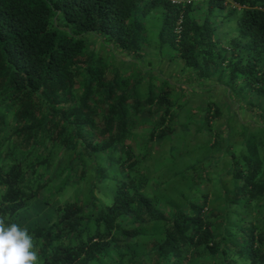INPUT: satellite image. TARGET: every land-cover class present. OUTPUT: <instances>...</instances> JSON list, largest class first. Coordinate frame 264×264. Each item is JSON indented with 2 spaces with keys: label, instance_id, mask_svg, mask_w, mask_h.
<instances>
[{
  "label": "trees",
  "instance_id": "obj_1",
  "mask_svg": "<svg viewBox=\"0 0 264 264\" xmlns=\"http://www.w3.org/2000/svg\"><path fill=\"white\" fill-rule=\"evenodd\" d=\"M197 1L0 0V216L89 183L27 226L40 264H264V0Z\"/></svg>",
  "mask_w": 264,
  "mask_h": 264
},
{
  "label": "rangeland",
  "instance_id": "obj_2",
  "mask_svg": "<svg viewBox=\"0 0 264 264\" xmlns=\"http://www.w3.org/2000/svg\"><path fill=\"white\" fill-rule=\"evenodd\" d=\"M194 1L202 2L204 4V1H197V0H194ZM203 9H204V6H203ZM227 11H229V9L223 11L218 18L215 17L216 21L218 22V25H217L218 35L216 36V38L220 42L221 46L225 47L226 49L232 46L230 44V41L232 40V38L236 37L239 33V28L237 26V22L235 21V19H233L231 22H228L229 18H227V15L229 14L227 13ZM236 15L237 14H232L231 17L233 18ZM230 53L231 51H228L226 54L229 55ZM213 88L214 87H210V89H213ZM210 99L215 102H218L222 108L225 107L223 94L218 90L214 91L211 94L210 92H206V91L199 92V93H191L189 103L191 106L198 107V106L206 104ZM234 99H237V98L234 97ZM241 104L243 106L244 103L242 102ZM241 117H244L243 108L241 109ZM246 117L244 119H246L247 122L257 121L254 119V117H251V115L246 116ZM222 121H224V119H222L219 122L220 124L219 127H222V129L224 130ZM258 125L264 129V124L258 122ZM193 128L194 127H192V131L194 130ZM240 130L241 129L239 128L238 131ZM232 141L238 142L240 141V138H235V136H233ZM156 147L157 145L155 144V148ZM155 148L152 151L151 160L147 162L148 168L151 170V176L154 178L152 180V184L153 183L156 184L159 180L165 179L171 174V171L169 170L166 171L165 173L163 172L165 170V167H164L165 164H168V163L167 162L161 163V159L157 157L158 155H160L161 153L169 149L168 145L163 144V145H159L157 149ZM190 153L194 154L196 152L191 151ZM190 153L184 154L183 151L181 150V154L179 155L181 157L183 156L182 157L183 162L189 163L191 161L190 155L192 154ZM187 154L189 156H186ZM212 183L214 186L217 187V184H218L217 176H212ZM53 186L54 187L52 189H50L49 191L47 190L46 199L45 198L36 199L28 207L20 210L19 213L14 217V223H17L21 226H28V225H32L35 223L44 224V225L50 224L57 217L56 209L59 204H62L63 202L69 199H74L78 197L85 199L87 197L89 183L87 179H77L76 181H73V183L68 184L64 189H61V187H63L62 183L60 184L58 181H55V185ZM152 191L154 193L160 192L161 188L158 185H154V188ZM107 192L108 190L106 189V187L101 186L100 190L98 189L96 190V195L101 200L108 199Z\"/></svg>",
  "mask_w": 264,
  "mask_h": 264
},
{
  "label": "clouds",
  "instance_id": "obj_3",
  "mask_svg": "<svg viewBox=\"0 0 264 264\" xmlns=\"http://www.w3.org/2000/svg\"><path fill=\"white\" fill-rule=\"evenodd\" d=\"M6 219L0 216V264H40L27 226L6 224Z\"/></svg>",
  "mask_w": 264,
  "mask_h": 264
},
{
  "label": "built area",
  "instance_id": "obj_4",
  "mask_svg": "<svg viewBox=\"0 0 264 264\" xmlns=\"http://www.w3.org/2000/svg\"><path fill=\"white\" fill-rule=\"evenodd\" d=\"M174 3L191 2L192 0H171Z\"/></svg>",
  "mask_w": 264,
  "mask_h": 264
}]
</instances>
